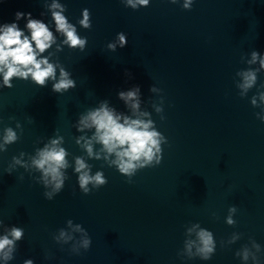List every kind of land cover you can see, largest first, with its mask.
I'll list each match as a JSON object with an SVG mask.
<instances>
[{"label":"water","instance_id":"obj_1","mask_svg":"<svg viewBox=\"0 0 264 264\" xmlns=\"http://www.w3.org/2000/svg\"><path fill=\"white\" fill-rule=\"evenodd\" d=\"M54 2L66 7L63 14L87 38L83 51L71 49L55 31ZM183 3L150 0L133 9L127 0H0V24L14 22L17 11L46 23L56 42L38 59L63 66L76 82L62 94L52 91V80L41 88L14 78L12 88H0V137L4 127L20 136L0 150V235L13 225L24 229L14 259L0 258V264H254L253 255L264 264V122L256 116L264 117L257 94L264 69L259 58L248 63L253 50L264 55V0H193L191 10ZM84 9L90 29L78 24ZM17 23L30 35L24 19ZM120 32L127 38L124 48ZM257 69V86L241 96L237 73ZM136 85L134 110V101L125 103L118 93ZM254 95L259 107L251 103ZM105 100L117 115L151 121L150 130L160 133L152 164L158 157L161 163L137 167L131 182L111 164L114 153L94 140L93 156L82 147L95 129L78 130L79 118ZM51 139L61 140L68 166L61 169L63 189L48 200L44 193L52 187L32 161ZM77 157L107 183L98 189L90 183L84 194ZM232 206L235 226L226 222ZM77 225L91 238L87 251ZM201 228L216 241L207 261L195 255V244L194 258H187L185 243L196 241ZM60 229L71 239L57 243L53 236Z\"/></svg>","mask_w":264,"mask_h":264},{"label":"clouds","instance_id":"obj_2","mask_svg":"<svg viewBox=\"0 0 264 264\" xmlns=\"http://www.w3.org/2000/svg\"><path fill=\"white\" fill-rule=\"evenodd\" d=\"M171 3H178V0H170ZM150 0H127V4L133 9H138V6H148ZM193 0H184L182 7L186 10H191ZM52 9H58L52 11V17L55 22V31L62 34L65 38L64 43L71 49L75 50L79 47L80 51L85 49L87 44V38L81 37L76 29V26L68 21V18L63 14L67 9L64 5L53 3ZM83 18L78 21L84 29H90L91 18L88 9L82 10ZM24 19L26 21L25 28L28 34H25L24 29H21L18 25V21ZM120 48H124L127 45V38L123 32L117 33ZM55 37L53 32L49 30L45 22L40 19H35L32 14L17 11L15 13V21L11 23L0 24V76H2V84L0 88H12V81L14 78L22 80H31L35 85L43 88L47 87V81L52 80V91L54 93H65L70 89L76 87L74 79L69 78L71 73L67 71L63 66L59 64H53L49 62L47 57H38L45 53L46 49L51 48L55 43ZM109 49L115 50V44L109 43L107 45ZM252 59L248 61L250 64H254L259 58V65L261 69H264V55H261L258 51L253 50ZM59 68V78L57 79L56 70ZM258 72L252 70L239 71L237 74L242 76V83L238 85L243 90L240 93L243 96L250 89L257 86ZM264 83L260 84L257 88V94L259 99L264 101ZM155 90V89H150ZM140 87L136 85L132 90L120 91L118 96L121 100L131 103V107L135 110L139 107L138 94ZM252 105H256V96L252 97ZM264 122V117H258ZM79 129H95V133L92 140H86L82 145L86 149L87 154L93 156L92 141L103 146L102 151L108 154H115L116 159L111 161V164L117 166L119 173L129 178L134 176L137 167H154L161 163V158L158 157L156 164H152L155 148L160 151L158 147L157 137L160 135L155 130H150L152 122H145L142 119H130L127 116L117 115L114 108L108 106V102H100V106L93 110H88L85 115L79 118ZM17 127H22L17 123ZM3 135L0 137L3 143L0 144V150L7 151V146L17 142L20 136L12 127H4ZM60 139H51L50 144H45L42 149H37L38 158H34L33 165L42 170L45 186H51V192H45L44 196L48 200L53 199V193L58 194L64 186V175L61 169L66 168L67 161L65 156L67 152L64 147L60 146ZM23 154V153H21ZM96 158L99 159V154H96ZM143 158V162L141 161ZM107 160L108 157L105 156ZM15 163H20L15 156L12 157ZM140 162V163H134ZM111 166V165H110ZM9 173V169H7ZM75 172L78 175L79 188L84 194H88L91 190L87 187L90 183L93 184L95 189L104 186L107 183V179L102 172H97L94 176L90 175V168L80 157L75 161ZM23 179V176L20 177ZM229 216L227 217V224L235 226L236 221L232 216L236 214L237 208L232 206L229 208ZM71 223V221H69ZM4 222L0 220V225ZM198 226V225H197ZM77 229L84 231L87 238L82 241V247L84 251H87L91 246V238L89 237L85 229H80L77 225ZM191 231V229H189ZM24 238V229L18 226L7 227L4 234L0 235V258H3L5 262L14 259V253L17 249V244ZM53 239L58 243L60 239L65 241L71 239L66 237V233L63 229L59 230V236L54 235ZM223 245V241L221 242ZM196 245V253L201 260H210L216 251V241L211 231L201 228L197 233L196 241H187L185 247L187 250V258H194L192 252L193 245ZM257 250H260V245H254ZM75 254H80L78 250H71ZM184 257L182 253H178ZM240 253H236V256H240ZM250 252L247 248L242 253L243 260L249 259ZM254 264H260L259 256H252ZM23 264H34L32 259H26Z\"/></svg>","mask_w":264,"mask_h":264}]
</instances>
